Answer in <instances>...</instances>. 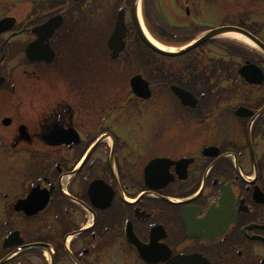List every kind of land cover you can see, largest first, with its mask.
Returning <instances> with one entry per match:
<instances>
[{"label":"flooded vegetation","instance_id":"flooded-vegetation-1","mask_svg":"<svg viewBox=\"0 0 264 264\" xmlns=\"http://www.w3.org/2000/svg\"><path fill=\"white\" fill-rule=\"evenodd\" d=\"M27 1L23 19L0 17L16 18L0 34V264H264V0L162 2L187 23L171 26L190 33L177 44L250 36L172 57L143 44L126 5L102 26L95 0ZM57 15L41 38L52 59L29 61Z\"/></svg>","mask_w":264,"mask_h":264},{"label":"water","instance_id":"water-1","mask_svg":"<svg viewBox=\"0 0 264 264\" xmlns=\"http://www.w3.org/2000/svg\"><path fill=\"white\" fill-rule=\"evenodd\" d=\"M130 12H131L133 24L135 26V29L137 31L139 38L150 49H152L153 51H155V52H157L163 56H169L170 57V56H177V55L183 54L186 51H188L189 49H191L192 47H194L195 45L208 40L210 37L215 36V35H219V34L224 33V32L231 29V28L212 29V30H209L208 32L202 34L199 38H197V40L194 43L184 47L183 49L176 50V51L166 50V49L161 48L159 45H157L153 41H151V39H149L145 30L143 29V25L141 23V18H140V0H131ZM14 24H15V18H13V17L1 18L0 19V33L11 29L14 26ZM59 24H60V20L56 21V19H50L45 24H43L41 27H39L36 30L39 38L34 43L29 45L26 49L27 56L30 60L33 61V60L42 59L41 56L37 55V54L41 53L40 52L41 48H39V46L41 45V39L40 38H42L43 33L50 34ZM230 31L235 32V33H239L241 35H244L245 37L247 36V38L250 37V36H248V34L242 32L241 30H238V29H234V30H230ZM125 33H126V25H125V21H124V9L121 8L118 11L116 23H115L114 28L110 34L109 39H108V45L113 50L112 56H114L118 51H120L123 48V45H124L123 38L125 37ZM259 45L264 49L263 45H261V44H259ZM46 60H48V59H46ZM139 78L140 77H138V76L132 78L131 83H132V87L136 91V93L141 94L143 91V88H144L141 86V83H143L145 86H147V83L145 81H140Z\"/></svg>","mask_w":264,"mask_h":264},{"label":"rangeland","instance_id":"rangeland-1","mask_svg":"<svg viewBox=\"0 0 264 264\" xmlns=\"http://www.w3.org/2000/svg\"><path fill=\"white\" fill-rule=\"evenodd\" d=\"M128 0H95V4L98 8L103 7L102 9L107 10L109 13L106 14H101L96 17L98 19V22L100 24L106 25L110 22L111 16L112 19H114L115 14L113 15V12H116L118 4L125 5L127 4ZM162 2H168L167 0H148V2L142 3V14L144 17L145 25L148 24L150 28L155 32L161 34L160 30L157 29L156 27L159 25L166 29L167 32H175V36H172V39H169L167 37H164L163 40H158L156 37L153 36V34H150V31L147 32L149 35L162 44L165 47L173 48V49H178L182 44H177L180 40H184L185 38L189 37V34L187 31H174L171 26L174 25H179L177 27H183L186 26L187 23H183L182 20L183 18L181 17L180 23H174V21L170 18L177 12L174 11H169L170 9H165L164 6L160 5ZM100 5V6H98ZM29 3L27 0H0V17L3 15L7 14H13L17 16L18 19H23L27 14L29 10ZM87 8V7H85ZM94 8V7H93ZM115 8V9H114ZM114 9V11H113ZM88 13V11H86ZM146 14V16H145ZM182 13H180L181 15ZM115 20V19H114ZM147 21V22H146ZM172 21V22H171ZM112 22V21H111ZM200 23V22H196ZM113 24V22H112ZM201 24V23H200ZM147 27V25H146ZM148 29V27H147ZM199 33V32H198ZM165 40V41H164Z\"/></svg>","mask_w":264,"mask_h":264},{"label":"bare ground","instance_id":"bare-ground-1","mask_svg":"<svg viewBox=\"0 0 264 264\" xmlns=\"http://www.w3.org/2000/svg\"><path fill=\"white\" fill-rule=\"evenodd\" d=\"M230 36H232V37H233V36H235V34H230ZM236 37H237V36H236ZM151 39H152V38H151Z\"/></svg>","mask_w":264,"mask_h":264},{"label":"trees","instance_id":"trees-1","mask_svg":"<svg viewBox=\"0 0 264 264\" xmlns=\"http://www.w3.org/2000/svg\"><path fill=\"white\" fill-rule=\"evenodd\" d=\"M82 28H84V27H81L80 29H82Z\"/></svg>","mask_w":264,"mask_h":264}]
</instances>
